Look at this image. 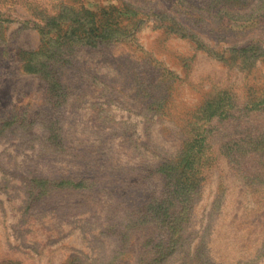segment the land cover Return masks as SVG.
<instances>
[{
    "label": "rangeland",
    "instance_id": "obj_1",
    "mask_svg": "<svg viewBox=\"0 0 264 264\" xmlns=\"http://www.w3.org/2000/svg\"><path fill=\"white\" fill-rule=\"evenodd\" d=\"M0 264H264V0H0Z\"/></svg>",
    "mask_w": 264,
    "mask_h": 264
},
{
    "label": "trees",
    "instance_id": "obj_2",
    "mask_svg": "<svg viewBox=\"0 0 264 264\" xmlns=\"http://www.w3.org/2000/svg\"><path fill=\"white\" fill-rule=\"evenodd\" d=\"M93 30V29H92Z\"/></svg>",
    "mask_w": 264,
    "mask_h": 264
}]
</instances>
